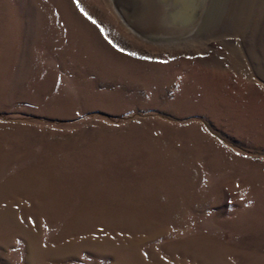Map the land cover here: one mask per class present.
I'll use <instances>...</instances> for the list:
<instances>
[{
    "label": "rangeland",
    "instance_id": "obj_1",
    "mask_svg": "<svg viewBox=\"0 0 264 264\" xmlns=\"http://www.w3.org/2000/svg\"><path fill=\"white\" fill-rule=\"evenodd\" d=\"M124 1L0 0V264H264V0Z\"/></svg>",
    "mask_w": 264,
    "mask_h": 264
},
{
    "label": "bare ground",
    "instance_id": "obj_2",
    "mask_svg": "<svg viewBox=\"0 0 264 264\" xmlns=\"http://www.w3.org/2000/svg\"><path fill=\"white\" fill-rule=\"evenodd\" d=\"M209 2L210 0H125L119 4L131 8L130 11L126 12L124 8L118 7V12L133 33L150 39L157 38L162 44L179 43L181 35L185 34L183 38L187 37L185 31L198 32L207 17L205 13ZM166 35L173 37L167 39Z\"/></svg>",
    "mask_w": 264,
    "mask_h": 264
},
{
    "label": "snow or ice",
    "instance_id": "obj_3",
    "mask_svg": "<svg viewBox=\"0 0 264 264\" xmlns=\"http://www.w3.org/2000/svg\"><path fill=\"white\" fill-rule=\"evenodd\" d=\"M74 3L76 4V7L78 8V10L81 12L82 15H84L91 23L95 24L98 28H100V31L102 34L105 35V39H108L107 35L104 33V29L102 27H100V25L97 23V21L95 19H93L85 10L83 7H81L79 0H74ZM110 44H112V46L114 48H117L119 51L123 52L124 49L119 48L118 45H116L115 43H113L111 40L108 41ZM130 56H136V53H127ZM141 59H149L148 57H141Z\"/></svg>",
    "mask_w": 264,
    "mask_h": 264
},
{
    "label": "water",
    "instance_id": "obj_4",
    "mask_svg": "<svg viewBox=\"0 0 264 264\" xmlns=\"http://www.w3.org/2000/svg\"><path fill=\"white\" fill-rule=\"evenodd\" d=\"M185 32H187V31H185Z\"/></svg>",
    "mask_w": 264,
    "mask_h": 264
}]
</instances>
